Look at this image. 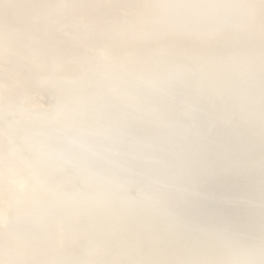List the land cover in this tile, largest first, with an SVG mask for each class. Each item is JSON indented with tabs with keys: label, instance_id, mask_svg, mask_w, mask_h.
<instances>
[{
	"label": "water",
	"instance_id": "obj_1",
	"mask_svg": "<svg viewBox=\"0 0 264 264\" xmlns=\"http://www.w3.org/2000/svg\"><path fill=\"white\" fill-rule=\"evenodd\" d=\"M171 2L174 1L160 0ZM156 3L157 0L146 2ZM19 40L27 62L41 64L31 41L24 37ZM185 48L193 55L207 51L196 41L185 43ZM157 51L155 42L136 46L123 55L102 42L74 45L62 57L51 54L53 62L43 67L44 75L52 83L43 101L49 111L26 108L19 95H8L0 101L2 153L22 169L34 186L32 193L7 195L8 202L17 218L36 205L43 210V214L37 215L39 220L46 223L47 216L60 217L68 228L74 229L77 241L68 240L60 260L104 259L108 242L126 221L155 218L163 225L172 213L182 214L181 228L206 238L215 235L216 223L211 216L184 211L187 194L182 185L163 171L164 161L148 158L144 151L130 153L127 160L105 159L94 151L85 152L79 143L75 122L81 111L92 106L95 91L91 87L93 82L83 76L82 68L91 64L98 70V78L104 80L101 91L113 106L114 114L126 119L133 142L147 145L157 143L161 137H171L178 145L206 148L221 167L230 165L226 150L247 135L240 93L219 81L209 86L204 79L186 76L178 66H169L159 73L148 70ZM64 65L70 67L71 74L64 73ZM198 71L207 76L217 69L201 60ZM22 75L25 79L28 74ZM12 110L17 112L14 119L8 115ZM128 161L134 162L135 167L129 169ZM254 183V243L259 245L258 152ZM202 191L209 197L207 202L216 205H225L234 195L219 187ZM248 242L245 238L237 239L241 245ZM202 255L208 259L228 258L218 248H209Z\"/></svg>",
	"mask_w": 264,
	"mask_h": 264
},
{
	"label": "snow or ice",
	"instance_id": "obj_2",
	"mask_svg": "<svg viewBox=\"0 0 264 264\" xmlns=\"http://www.w3.org/2000/svg\"><path fill=\"white\" fill-rule=\"evenodd\" d=\"M128 7L135 12L123 19V25L135 32L149 33L148 42H155L158 51L148 70L161 72L169 66L184 69L186 76L204 79L209 86L222 82L236 90L243 99L246 137L232 144L225 155L228 167L214 162L213 153L204 147L190 148L177 144L171 137H161L157 143L138 145L131 140L126 119L114 114L113 106L102 94L104 80L98 70L85 64L82 74L92 81L93 104L79 113L75 130L81 147L102 154L105 159L127 160L132 152L144 151L148 158L165 162L166 174L183 186L188 214H204L216 223L215 235L204 237L181 228L182 214L172 213L167 224L155 218L126 221L113 234L105 249L106 258L67 261L44 257L37 252L24 231L11 229L0 236V264H264V0L259 3L203 4L177 2L133 5H67L22 4L15 0H0V36L3 37V71L8 74L26 72L20 93L28 109L44 110L46 92L52 88L43 65L28 62L13 63L8 53L18 47V36L31 41L34 52L41 54L62 51L55 33L72 36L81 30L96 28L108 36L121 25L109 16L103 19L84 13L71 19H59V9ZM144 9H152L150 23H144ZM230 9L221 26L208 10ZM196 39L207 51L193 55L185 43ZM201 60L217 69L207 76L198 71ZM34 73H38L35 74ZM171 83V81H169ZM13 119L17 112L9 111ZM260 158V242L254 243L255 217V155ZM83 155V153H82ZM135 163L128 161V168ZM219 187L234 193L225 205L207 202L202 189ZM206 201V203H201ZM7 227V224H5ZM238 238L249 242L238 244ZM220 249L228 258L208 259L203 252Z\"/></svg>",
	"mask_w": 264,
	"mask_h": 264
},
{
	"label": "bare ground",
	"instance_id": "obj_3",
	"mask_svg": "<svg viewBox=\"0 0 264 264\" xmlns=\"http://www.w3.org/2000/svg\"><path fill=\"white\" fill-rule=\"evenodd\" d=\"M150 0H15L17 3L22 4H67V5H133V4H146ZM177 2V0H173ZM181 2L189 3H203V4H236V3H259V0H181ZM160 3V0H157ZM145 13L144 23H150L153 12L148 9L143 10ZM154 11V10H153ZM210 14L216 15L218 19L215 21V26H221L223 18L228 15H232L234 10L230 9H212L208 10ZM59 19H71L81 13L89 17H97L103 19L104 17H115L121 21V25L108 36H101L98 29L88 28L87 30H81L72 36H67L59 31L55 33L56 40L60 42L62 49L59 53H52L56 57H62L66 51L72 49L74 45L88 44L93 46L95 43L102 42L114 49L119 55L131 52L136 46L146 45L148 43L149 33L141 31H131L123 25V19L126 15L135 12V9L123 7L118 9L108 8H66L59 9ZM20 37L16 39L20 44ZM28 42L29 40L24 37ZM191 41H196L192 39ZM32 46V45H30ZM38 60L44 68L47 67L49 61L53 62L54 58L51 54L38 53ZM3 37L0 36V101L3 97L8 95H19L22 100L23 97L20 94L25 82L22 72L15 74H8L3 71ZM41 56V57H40ZM65 56V55H64ZM9 60L13 63L27 62L26 54L18 47L13 48L8 53ZM64 61L63 63H65ZM62 70L65 74H71L70 67L64 65ZM26 107V106H25ZM27 108V107H26ZM26 175L23 173L14 162L6 157L2 153L0 144V236L6 231L16 229L24 231L29 236L35 249L39 254L48 258H60V252L65 250V246L68 240L77 241V234L73 228L66 225V223L60 217L47 216L44 219L47 221L44 223L39 220L37 215L43 214V210H40L36 205L23 217L17 218L8 202L7 195L10 194H28L34 191V186L27 180ZM43 219V216L41 217ZM7 224V227H5ZM47 225L49 227H47ZM90 255L92 252L90 251Z\"/></svg>",
	"mask_w": 264,
	"mask_h": 264
}]
</instances>
